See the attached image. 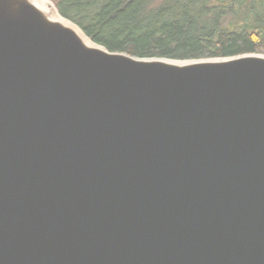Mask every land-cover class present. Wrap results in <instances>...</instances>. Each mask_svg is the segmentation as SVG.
I'll return each instance as SVG.
<instances>
[{"label": "water", "instance_id": "1", "mask_svg": "<svg viewBox=\"0 0 264 264\" xmlns=\"http://www.w3.org/2000/svg\"><path fill=\"white\" fill-rule=\"evenodd\" d=\"M92 42L0 0V264H264V54Z\"/></svg>", "mask_w": 264, "mask_h": 264}, {"label": "trees", "instance_id": "2", "mask_svg": "<svg viewBox=\"0 0 264 264\" xmlns=\"http://www.w3.org/2000/svg\"><path fill=\"white\" fill-rule=\"evenodd\" d=\"M110 51L196 59L264 54V0H52Z\"/></svg>", "mask_w": 264, "mask_h": 264}, {"label": "bare ground", "instance_id": "3", "mask_svg": "<svg viewBox=\"0 0 264 264\" xmlns=\"http://www.w3.org/2000/svg\"><path fill=\"white\" fill-rule=\"evenodd\" d=\"M33 5H35L38 9L42 11V13L50 20L57 21L65 26L72 28L78 37L87 45H94V43L88 38L79 27H77L74 23L69 21L68 19L62 17L55 5L50 0H28Z\"/></svg>", "mask_w": 264, "mask_h": 264}, {"label": "rangeland", "instance_id": "4", "mask_svg": "<svg viewBox=\"0 0 264 264\" xmlns=\"http://www.w3.org/2000/svg\"><path fill=\"white\" fill-rule=\"evenodd\" d=\"M53 4H54V2L52 1V0H50ZM55 5V4H54Z\"/></svg>", "mask_w": 264, "mask_h": 264}]
</instances>
